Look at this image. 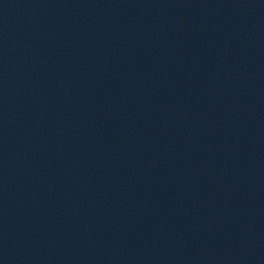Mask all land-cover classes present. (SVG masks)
Returning a JSON list of instances; mask_svg holds the SVG:
<instances>
[{
	"label": "water",
	"instance_id": "obj_1",
	"mask_svg": "<svg viewBox=\"0 0 264 264\" xmlns=\"http://www.w3.org/2000/svg\"><path fill=\"white\" fill-rule=\"evenodd\" d=\"M0 264H264V0H0Z\"/></svg>",
	"mask_w": 264,
	"mask_h": 264
}]
</instances>
